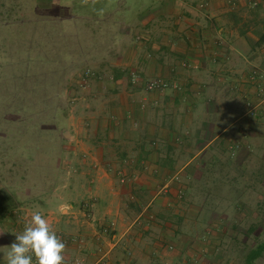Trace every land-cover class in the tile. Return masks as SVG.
Returning <instances> with one entry per match:
<instances>
[{
  "label": "crops",
  "instance_id": "1",
  "mask_svg": "<svg viewBox=\"0 0 264 264\" xmlns=\"http://www.w3.org/2000/svg\"><path fill=\"white\" fill-rule=\"evenodd\" d=\"M255 1L260 6H245L249 0H16L0 6V55L16 60L9 73L27 69L47 79L58 69L71 107L67 121L80 128L66 137L67 146L41 148L35 141L20 147L15 132L0 137V154L7 161L14 156L0 171L17 172L14 180L5 175L0 189V251L39 211L62 231L64 256L86 264H226L190 258L196 251L188 245L145 244L138 233L140 226L143 233L158 229L148 219L162 190L175 193L192 179L189 171L200 180L219 167L240 172L238 195L227 199L235 217L255 219L245 233L256 227L263 235L264 0ZM45 52L67 62L46 72ZM151 79L168 86L148 90ZM41 91L49 106L47 86L36 94ZM30 100L14 89L3 101L21 107L34 104ZM44 148H67L78 169L65 161L69 169L58 177L61 169L35 157ZM233 154L238 161L230 164ZM192 200L202 204L177 212L178 219L205 211V198ZM61 207L68 211L61 214ZM253 260L264 264V236L243 264Z\"/></svg>",
  "mask_w": 264,
  "mask_h": 264
},
{
  "label": "rangeland",
  "instance_id": "2",
  "mask_svg": "<svg viewBox=\"0 0 264 264\" xmlns=\"http://www.w3.org/2000/svg\"><path fill=\"white\" fill-rule=\"evenodd\" d=\"M1 1H4V5L0 2V6H15L16 0ZM249 1L250 3L245 6H250V4L252 6H260L255 0ZM1 13L4 15L5 12ZM47 54V52L40 54V63L45 64L47 67L45 68L46 72H48L49 68L52 69L58 66L56 63L65 64L67 62V60L45 58ZM18 55L20 58L24 56L23 52L18 53ZM1 57L3 58V56ZM10 60H14V63L16 62L15 59H12V56L6 55L5 58H0V137L3 134L5 135V133L15 132L20 136V147L31 144L35 146V141L40 143L41 148L42 146L46 147L51 145L56 147L67 146L69 141L66 140V137L68 139L75 130H79L80 128L78 122L67 121V115L70 113L71 107H67V99L64 96V92H62L63 83L61 80L63 76L56 74L58 69H54L53 73H50L47 79L45 76L41 79V76L36 73L31 75L32 73H28L30 70L27 69H23L21 74H10V68L13 66ZM26 60L30 62L32 58H27ZM18 61L21 62V60ZM34 61H37V59L34 58ZM41 68L43 67H40V70H43ZM45 85L47 86V93L50 94L49 100L47 101V104L50 103L49 106L44 105L45 98H48L45 96L44 91H41L40 96L36 94L37 87L39 86L40 89L43 87L44 90ZM14 89L26 97H31L32 100L30 101L34 104L21 107L5 105L6 101L3 100L9 98L13 94ZM35 98H38V101ZM75 108L73 110L77 111ZM38 135L39 138H35ZM0 141L3 142V139H0ZM73 145L76 146V144ZM66 149L65 151L49 153L44 148L40 150L39 155L35 156L34 154V156L37 157L39 164H48L51 167L54 166L59 168V170L61 169V171H58V177L64 178V171L66 172L70 166L69 163L65 164V161L71 162L78 169V164H73L72 157L67 159L69 155L66 153ZM7 157L5 154H0V166L1 164L3 167L7 163L11 164L14 156H11V160L8 161ZM229 160L231 162L230 164H234L236 162L235 160L238 161L237 155H230ZM15 165L16 162L13 161V166ZM189 173L193 179L196 172L189 171ZM235 173L239 174L240 172L237 170ZM236 174L227 172L219 167L217 171L214 169L204 172L200 180L194 178V180L190 179V181H185L184 184L186 187H178L175 193L162 190L159 194L161 200L163 201L164 197H167L173 205L167 204L166 201H164L166 204L161 201L159 204L154 205V217L148 220L150 221V225H154L153 223H155L158 229L151 228L143 233L144 229L140 226L139 229H141L138 230V233L142 234L141 241L148 245H158L162 249L166 248L170 250L187 247L186 245H188V247L190 246L196 251L195 254H193L192 250L190 251V258H196L200 261L212 260L226 262V264L232 261V264H243L251 248L263 238L264 234L257 235L256 227L248 234L245 233L247 226L254 224L255 219H240L234 216V208L231 207V203L227 198L229 196L234 198L238 195L235 190V186L237 185L235 184L239 183L237 178L239 175ZM5 175H9L14 180L17 172L0 171V185L3 186V188H0L1 190L5 189L6 186L7 179H5ZM170 175L172 173L166 174L165 177H170ZM244 175L242 174V176ZM40 177L45 178L47 176L40 173ZM156 189L158 191L160 187L156 186ZM195 198H201V200L205 198L203 202L205 211H203L202 215L200 209V213L198 212L196 218L188 215L182 219H178L177 214L180 211H184L185 209L187 211V208L192 207L191 205L196 210L202 204L200 201L197 203L192 200ZM144 199L147 200L145 197ZM147 204L148 202L144 203V207ZM262 207L264 208V203ZM259 221L262 222V220ZM159 225L164 226L161 228ZM165 228H168L170 232L166 230L168 233L161 236L160 234H162ZM59 234L64 238L62 231H59ZM135 241L139 240L136 239ZM256 261L253 260V264H256Z\"/></svg>",
  "mask_w": 264,
  "mask_h": 264
},
{
  "label": "clouds",
  "instance_id": "3",
  "mask_svg": "<svg viewBox=\"0 0 264 264\" xmlns=\"http://www.w3.org/2000/svg\"><path fill=\"white\" fill-rule=\"evenodd\" d=\"M87 3V0H83ZM61 214L67 207L59 209ZM66 245L39 211L31 215L16 241L3 252L5 264H64Z\"/></svg>",
  "mask_w": 264,
  "mask_h": 264
},
{
  "label": "built area",
  "instance_id": "4",
  "mask_svg": "<svg viewBox=\"0 0 264 264\" xmlns=\"http://www.w3.org/2000/svg\"><path fill=\"white\" fill-rule=\"evenodd\" d=\"M167 86V82L162 79H151L147 82V89L152 91L161 90ZM122 181H124V179H122ZM56 234L60 239H62V236L59 233ZM64 264H86V262L83 258L65 257Z\"/></svg>",
  "mask_w": 264,
  "mask_h": 264
}]
</instances>
